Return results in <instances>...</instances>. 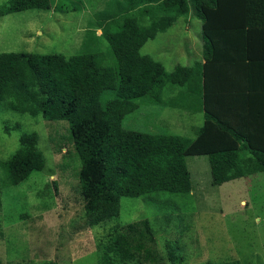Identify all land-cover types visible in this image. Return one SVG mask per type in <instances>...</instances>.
Returning <instances> with one entry per match:
<instances>
[{
  "label": "trees",
  "instance_id": "obj_1",
  "mask_svg": "<svg viewBox=\"0 0 264 264\" xmlns=\"http://www.w3.org/2000/svg\"><path fill=\"white\" fill-rule=\"evenodd\" d=\"M191 8L202 23L205 64L178 67L169 73L141 51ZM33 9L50 11L53 3L11 0L1 8L0 16ZM131 11H138L137 15ZM96 15L100 37L115 60L113 67L104 65L106 55L96 52L69 58L0 54L1 61L10 62L23 76L4 87L0 106L21 114L35 105L47 114L71 117L69 131L81 162V194L89 227L119 217L123 197L190 194L192 178L186 163L190 156L209 158L213 186L264 175V88L257 83L255 66L259 56L264 59V46L251 43L256 31L264 32V0H123L109 2ZM221 61L226 79L211 75L213 64ZM166 86L180 89L182 100L199 98L204 122L195 138L146 133L124 125L125 117L138 109L141 100L162 104L160 93ZM224 94L231 97L230 104L228 98L223 101ZM29 154L20 148L4 163L18 184L30 176ZM165 200L159 202L161 208L172 204ZM154 239L148 219L125 227L114 225L108 241L97 245L98 264H140V257L157 264L158 256L150 247ZM172 257L173 264L183 261Z\"/></svg>",
  "mask_w": 264,
  "mask_h": 264
},
{
  "label": "rangeland",
  "instance_id": "obj_2",
  "mask_svg": "<svg viewBox=\"0 0 264 264\" xmlns=\"http://www.w3.org/2000/svg\"><path fill=\"white\" fill-rule=\"evenodd\" d=\"M10 1L0 0V11ZM51 1L53 9L62 12L33 9L0 16V54L69 58L96 52L106 55L104 65L115 66L108 43L97 33L96 14L109 2L123 0ZM188 23L191 32L183 34ZM200 29L201 21L191 8L141 53L152 56L169 73L179 66L194 67L199 54L197 50L192 53L191 46L196 41L197 48L202 45ZM0 62L2 93L7 84L23 76L10 62ZM176 95L175 89L166 86L160 93L162 104L141 100L138 109L125 117L124 125L146 133L195 138L204 120L200 103ZM43 110L32 105L20 114L0 106L1 264H98L97 245L108 241L114 225L125 227L146 219L154 231L150 247L158 256L157 264H173V255L183 259L178 264H264L263 174L213 186L209 158L190 156L186 158L193 186L190 194L123 197L119 217L91 228L81 194V162L69 131L71 117ZM20 148L30 153L26 161L31 173L18 184L4 163ZM165 199L172 204L161 208ZM139 262L150 264L141 257Z\"/></svg>",
  "mask_w": 264,
  "mask_h": 264
},
{
  "label": "crops",
  "instance_id": "obj_3",
  "mask_svg": "<svg viewBox=\"0 0 264 264\" xmlns=\"http://www.w3.org/2000/svg\"><path fill=\"white\" fill-rule=\"evenodd\" d=\"M57 10H55V9H52L50 12H56ZM199 20V19H198ZM189 21V20H188ZM201 37H202V23H201ZM187 32H191V30H190V25H189V23H188V25L186 26V29H184L183 30V34H186ZM98 34H101V31H99L98 30V32H97ZM255 35V37H256V39H255V41H252L251 43H252V46H255V47H262V46H264V32H261V31H256L254 34H253V36ZM158 37V36H157ZM261 37V39H259ZM152 41V40H151ZM202 41H203V39H202ZM194 42V41H193ZM198 41H196L192 46H191V48L193 49L192 50V53H194V54H197L196 52H195V50H197V52H198V54H199V60H198V62H196L195 63V65L197 66V65H203V64H205V58H204V54H203V44H204V42L202 43V45L201 46H198L199 48H197V43ZM148 43L149 42H147L146 44H145V46L147 45L148 46ZM200 45V44H199ZM150 56V55H149ZM152 57V56H151ZM259 59H257V62H256V64H255V66H256V77L258 78V85L259 86H261V87H263L264 88V59L263 60H260V59H262L260 56L258 57ZM194 65V66H195ZM164 66V65H163ZM165 67V66H164ZM180 67V66H179ZM184 67H190V66H184ZM166 69V68H165ZM222 61L220 62V63H216V64H213V66H212V74L211 75H214L215 74V78H216V75H217V77L218 78H220V79H226V76H224L223 74H222ZM196 78V86H197V89L199 90V93L201 94L202 93V87H201V84H200V82H199V80H198V76H196L195 77ZM172 89H175L176 90V92H177V95L176 96H181V93H182V91L180 90V89H178V88H173V87H171ZM241 92L243 93V89L241 90ZM245 92L246 93H248L249 92V90H248V88H246V90H245ZM243 95V94H242ZM244 96V95H243ZM227 98H228V102H229V104L231 103V97L229 98L226 94H224V98H223V101L225 102L226 100H227ZM195 99H196V101H198L199 100V98L197 99L196 97H195ZM254 100V99H253ZM256 101V100H255ZM199 102V101H198ZM140 104H141V102L140 103H138V107L140 106ZM174 104H177V103H174ZM174 104H171V105H174ZM228 104V103H227ZM229 106V105H228ZM257 108H260V106H259V104L257 105ZM198 109H200V107L198 108ZM202 111V110H201ZM203 112V111H202ZM203 115H204V112H203ZM203 122H204V120H203Z\"/></svg>",
  "mask_w": 264,
  "mask_h": 264
}]
</instances>
